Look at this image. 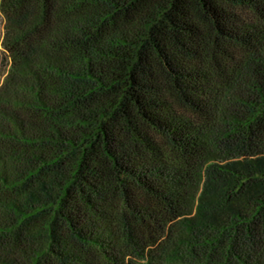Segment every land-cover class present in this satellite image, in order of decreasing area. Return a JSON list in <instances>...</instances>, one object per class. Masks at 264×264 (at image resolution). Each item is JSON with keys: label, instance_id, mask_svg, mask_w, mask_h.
<instances>
[{"label": "trees", "instance_id": "16d2710c", "mask_svg": "<svg viewBox=\"0 0 264 264\" xmlns=\"http://www.w3.org/2000/svg\"><path fill=\"white\" fill-rule=\"evenodd\" d=\"M0 21V264H264V0Z\"/></svg>", "mask_w": 264, "mask_h": 264}, {"label": "rangeland", "instance_id": "374dc122", "mask_svg": "<svg viewBox=\"0 0 264 264\" xmlns=\"http://www.w3.org/2000/svg\"><path fill=\"white\" fill-rule=\"evenodd\" d=\"M2 33H3V29H2V24L0 21V51H2V44H1Z\"/></svg>", "mask_w": 264, "mask_h": 264}]
</instances>
